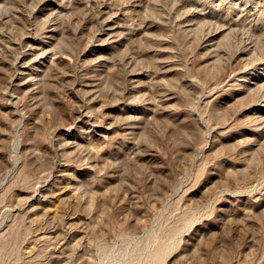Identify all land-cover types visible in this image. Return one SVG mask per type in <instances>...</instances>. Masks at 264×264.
Masks as SVG:
<instances>
[{"label":"rangeland","instance_id":"374dc122","mask_svg":"<svg viewBox=\"0 0 264 264\" xmlns=\"http://www.w3.org/2000/svg\"><path fill=\"white\" fill-rule=\"evenodd\" d=\"M0 264H264V0H0Z\"/></svg>","mask_w":264,"mask_h":264},{"label":"bare ground","instance_id":"6f19581e","mask_svg":"<svg viewBox=\"0 0 264 264\" xmlns=\"http://www.w3.org/2000/svg\"><path fill=\"white\" fill-rule=\"evenodd\" d=\"M42 9H43V8H42ZM42 11H43V10H42ZM113 30H114V29H113ZM211 37H212V36H211ZM211 37H210V38H211ZM95 39H96V38H95ZM18 62H19V61H18ZM260 75H261V74H260ZM246 76H247V75H246ZM248 76H250V75H248ZM261 76H262V75H261ZM258 77H259V76H258ZM245 79H246V78H245ZM245 79H241V81H245ZM252 79H253V78H252ZM253 80H254V79H253ZM259 80H260V79H259ZM245 82H246V81H245ZM248 84H249V83H248ZM253 84H254V85H255V84L257 85V84H259V83H258V82H256V83H255V82H254V83H251V85H253ZM260 116H261V115H260Z\"/></svg>","mask_w":264,"mask_h":264}]
</instances>
